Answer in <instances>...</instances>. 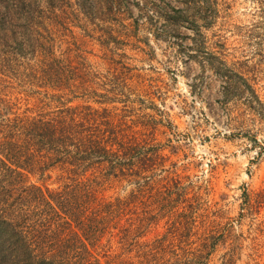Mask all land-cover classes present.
<instances>
[{
    "label": "rangeland",
    "instance_id": "374dc122",
    "mask_svg": "<svg viewBox=\"0 0 264 264\" xmlns=\"http://www.w3.org/2000/svg\"><path fill=\"white\" fill-rule=\"evenodd\" d=\"M189 1L0 0V138L16 116L107 110L151 159L139 199L117 175L100 190L127 204L103 263L264 264V0H198L206 22ZM60 62L87 85H49ZM62 176L27 173L50 190Z\"/></svg>",
    "mask_w": 264,
    "mask_h": 264
},
{
    "label": "trees",
    "instance_id": "16d2710c",
    "mask_svg": "<svg viewBox=\"0 0 264 264\" xmlns=\"http://www.w3.org/2000/svg\"><path fill=\"white\" fill-rule=\"evenodd\" d=\"M192 1L200 15L205 13L196 20L206 22L208 11ZM201 36L198 30L193 39ZM195 42L203 47V40ZM55 68L47 81L59 91L70 90L75 76L83 75L70 64L60 62ZM88 76L79 77L84 85ZM103 111L67 108L33 118L16 116L1 125L0 264H110L95 251L127 204L107 201L100 190L117 175L137 185L139 193L131 200L139 199L141 182L150 181L143 174L149 172L151 159L141 170V138L125 135L124 121ZM149 141L148 136L143 145ZM50 169L64 175L57 190L29 183L28 172Z\"/></svg>",
    "mask_w": 264,
    "mask_h": 264
}]
</instances>
